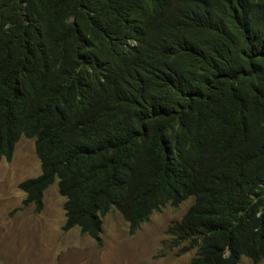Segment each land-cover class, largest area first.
<instances>
[{
	"label": "trees",
	"instance_id": "1",
	"mask_svg": "<svg viewBox=\"0 0 264 264\" xmlns=\"http://www.w3.org/2000/svg\"><path fill=\"white\" fill-rule=\"evenodd\" d=\"M20 138L64 231L191 198L171 248L264 264V0H0V158Z\"/></svg>",
	"mask_w": 264,
	"mask_h": 264
},
{
	"label": "rangeland",
	"instance_id": "2",
	"mask_svg": "<svg viewBox=\"0 0 264 264\" xmlns=\"http://www.w3.org/2000/svg\"><path fill=\"white\" fill-rule=\"evenodd\" d=\"M40 172L31 139L20 138L9 161L0 158V264H192L195 252L171 248L167 230L193 199L154 212L133 233L112 208L93 239L76 227L63 230L65 198L56 182L45 189L40 210L23 203L19 185ZM238 264L253 263L241 258Z\"/></svg>",
	"mask_w": 264,
	"mask_h": 264
}]
</instances>
